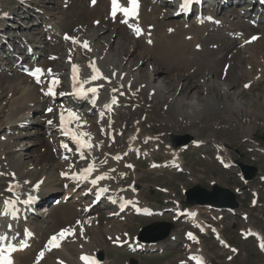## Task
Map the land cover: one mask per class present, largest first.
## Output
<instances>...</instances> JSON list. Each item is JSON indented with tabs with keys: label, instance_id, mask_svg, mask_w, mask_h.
I'll list each match as a JSON object with an SVG mask.
<instances>
[{
	"label": "bare ground",
	"instance_id": "1",
	"mask_svg": "<svg viewBox=\"0 0 264 264\" xmlns=\"http://www.w3.org/2000/svg\"><path fill=\"white\" fill-rule=\"evenodd\" d=\"M148 1L149 0L138 1L137 14L127 18H125L122 12H117L115 18H113L112 0H95L94 7L90 8L87 6L86 8H80L81 10L79 11L75 10L78 6L75 7V4H72L73 7L70 6L67 11H61L53 15V18L57 19V24L53 29L48 30L49 34L58 33L62 23H64L67 28L73 22L74 18H78L86 24L90 18L91 22L94 20L97 21L94 23L96 25L98 24L95 28L93 25L89 26L88 29L86 27H80L77 28L76 31H73V29L70 35L67 34L70 38L67 41L68 45L65 48L63 62L61 61L59 63L57 60V55L60 53V50L62 51V48L59 47H62V43L53 46L54 50L49 54L50 62H45V65L57 66L58 64L65 68L67 64V77L73 74V65L78 66L76 75L82 81L83 90L87 91L90 88H96V92L100 94V99L97 102L98 111L96 112V108L92 111V114L95 115L94 119L91 118L90 115H85L89 108L83 112L78 111L77 108L79 105L73 101L72 97L66 94L67 92L58 93V89L62 85L61 75L52 72L49 75H44L40 85H31L33 80H31L30 77H26L25 72L33 69L35 66L45 72L44 67L47 65L44 66L37 63H33V65L31 63V65L26 64L25 60L29 58L27 54L8 61V64L15 65V74L11 78L5 75L0 77V100L3 99L6 101V104L2 101L0 110L7 109L11 116L9 119H6V121H8L6 125L7 130L17 129V126L26 129L32 123H39L43 128H40L35 135H40L41 137L44 135V138L46 136L48 140L51 139V143L54 142L60 147L62 144L68 145L69 141H72V135H64L65 128L77 134L81 132L87 133L88 135L81 137V139L87 141L91 145V147L81 151L83 152L84 158H81V152L74 155L72 150L67 149L62 151L61 148H58V150L56 148V152H54L55 158L49 151L50 144H46L41 148L40 154L37 155L32 162L28 163L22 161V155L15 151L14 147L16 144H14L11 136H1L0 236L5 237V239H0V245L13 244L17 247L18 250L12 253L14 264H80V258L83 255L100 254L102 251L106 250L112 242L113 245L116 243H126L125 245L132 243L134 238L130 241L126 238L125 233L128 225L125 223V219L122 218L123 214L131 212L126 210L124 213L116 215V205L120 202L126 204L134 203L135 201L141 206L147 205L145 203L146 201L139 198L137 196L138 193L131 188L133 182L138 180L134 178V173L136 172V166L138 164L136 163L137 161L135 162V160L130 157V153L134 155L139 154L140 157L147 158L149 161L148 169L150 170L157 167L162 169L163 165L167 166L172 163L179 168L183 166L184 163L181 157V151L186 149L189 145L175 148L171 145V142L169 143L168 140L165 141L168 151L163 153L168 156V159L158 164L159 162L157 163L153 157L156 153L155 151L157 145H159V141L161 142L159 133L165 132L166 134H173L181 133V131L182 133L185 132L193 139L190 144L197 146L201 142L200 139L196 137H198L199 132L205 130L201 128L205 127L203 124L206 119L204 120V117L200 121L198 119L197 121L199 122H196L192 121L191 118L195 113L199 114L198 111L201 109L207 108L209 105L213 107L212 111L216 108V111H210V113L216 114L209 116V119H213L211 121L217 122L220 125L225 124L224 128L236 126L229 123V119L234 118L235 122H239L243 118H246L244 113H248L250 118H252L254 112L257 111V107H253V110H250L248 106L251 104V100H246V97H248L247 91L255 83L250 77V73L253 70L252 67L257 64V61L264 71V51L259 49V46L257 47L260 43L258 37L256 41H253V39L250 38L251 35L248 37V33L245 34L251 31L252 27L248 24L243 25L241 20L234 21L233 23L229 21L228 18L231 17V9H228L225 14L220 13V16L227 19L222 17L217 18L213 6H216V11L220 12L221 9L218 8L219 4H217V2L221 4L224 0H212V4L209 8V12L214 15H212V23L215 24L218 22L219 25L211 30L220 32L224 29V33L220 34V37L217 38V45H209L207 39L210 40L211 36H213L212 33H206V38H204L203 35L197 37L196 33L200 32V28H196L191 32L189 28L190 24L187 22L182 23L174 19V21H170L166 25V22L162 21L166 16L171 15L172 18V15H174L173 11V14L170 13V11L165 14L162 13V9L165 7L164 5L167 4V0H158V2H156L157 6L154 5L153 0L150 3ZM36 2L37 0H19V3H22L26 8L32 7L34 9L38 7ZM106 2H108V8L105 5ZM243 2H248L249 4L247 5H251L253 2L256 3L257 0H245ZM118 3L122 7L129 6L128 0H118ZM230 3L231 0H225L222 6H228ZM7 4L8 0H0V47L3 45V42H5L1 40L4 36L1 31L7 26L6 20L9 18L8 15L11 16V14L15 12V8H9ZM255 5L256 4H252L251 6ZM74 7L75 9H73ZM148 7L149 10L145 13V9ZM35 10L40 13L42 9ZM244 10L245 9L240 8L238 12H243ZM143 11L144 21H151V23H145V25L152 24L154 28L153 32L147 31L144 34L141 32L140 35H137L135 33V27H139L142 30V23L139 17L143 14ZM44 12L45 11L42 10L41 15H44ZM51 14L52 13L45 12V16ZM153 14L160 20L155 19V17L152 16ZM232 17L239 19L238 15H233ZM54 19H51L52 22L50 23L53 24ZM115 19H117V22L114 23V26L110 27L111 21ZM125 19H127V23L124 22ZM255 22L260 21L255 19L252 25ZM100 23L102 25L99 26ZM119 23L129 25L128 32L131 34V40L125 43L121 42V40L127 41L125 38L119 39L116 42L115 51L111 52L109 51L112 45L111 38L108 36L104 37L103 33L107 30H112V33L116 31L115 33L117 34V29H125V26H120L118 25ZM48 26L49 28L52 27L50 24H48L47 27ZM221 27H223L222 30ZM238 32H240V34H238ZM41 33L42 32H40V34ZM23 34L24 33L21 35ZM63 35L64 32H61V36ZM186 35H189L190 38H184ZM26 38L27 37L21 38L23 39L21 40L22 48H32L36 43L42 42L41 38H32L34 40H28ZM259 39L264 42L260 36ZM141 40H143L144 43L137 44V42ZM149 40L152 42L149 43ZM102 41H104L105 45L102 44ZM197 41H201V43ZM84 42L88 43V48L83 46ZM57 43L59 42L57 41ZM106 46H108V49H106ZM32 52L35 54V51ZM1 56H3V54H1ZM149 58L153 59L154 68H151L152 70L149 75H144L142 73V65L146 62V59L148 60ZM0 63L5 64L6 62L3 60V62ZM92 63L100 69L102 78L98 80L91 79V76L94 74L90 67ZM225 64H227V66H225ZM30 66L32 67L30 68ZM1 67L3 66L1 65ZM171 72H174L173 75L175 77H184V80L180 78L175 80L170 79L169 83L165 85L164 74H169ZM209 75H212L211 84H209ZM205 76L208 78L207 84L203 82ZM242 77L248 78L244 81V84L240 85ZM194 78H196V80L192 81ZM53 79L58 80V83L52 84L51 82ZM217 79H221L226 83L224 84ZM28 80L30 84H27L29 83ZM181 80L184 81V84L181 82L183 87L179 89L182 97H179V99L173 98V89L177 90V86L173 89H170V87L174 85L175 82L179 84ZM245 85H248V87H245ZM49 87H52L54 94L48 92ZM171 90L173 93L170 92ZM185 92H187L186 95L184 94ZM200 92L203 97L201 96V98L198 99V103L191 101L192 99L186 101L187 99L185 98H188L189 95L193 96ZM150 93L153 95H150ZM61 94H63L62 97H60ZM52 95L55 97L51 98ZM161 96L163 97L162 102L159 101ZM45 98H48V100L45 101ZM115 99L118 100V103L114 106L115 112L109 114L105 106L107 102ZM122 99H124L123 101L126 102V105L135 102L139 103L140 106L136 113L145 111V117L149 118V111L154 110L153 116L162 117L160 124H158L160 126V132L154 133L150 130L152 132L150 135L138 136L139 126L142 123L139 119L134 120L131 123L132 126L128 124L127 120V122H123L122 126L118 124V121L115 122L116 118L119 120V117H121L118 113L120 112V108L117 109V107L118 105L123 106V103L119 104ZM128 100L135 102H127ZM242 100H246V103L244 102V104ZM262 101L256 103L262 105L264 104V101ZM34 102H38V106L36 105L37 107L32 105ZM46 102L47 108L51 106L52 111L56 112L55 118L51 120L52 124H49V118L45 117H43L41 121L35 120V117L37 118L41 110L40 103ZM153 103L156 104V107H154ZM146 105L147 108H144ZM168 106H171L172 110H178L180 114L176 118L167 116L168 114H162V109ZM188 108H192V113L186 110ZM25 110H28L27 116L30 119L21 114ZM70 112L75 113L79 119H71L68 115ZM62 113L65 117V128H61L60 123V116ZM1 117L0 115V118ZM98 118L102 120L99 123L97 122ZM209 119L207 120L210 121ZM2 126L3 124L0 121V128ZM122 128L127 131H123ZM221 128L222 126L215 129ZM244 129L247 133H250V135L252 134L248 131L249 127L246 126ZM97 130H99V132ZM111 131L113 132V137H115L113 143L110 142V136L108 135ZM20 133V136L23 137L30 134V132H25V130ZM206 133L205 140H207V137H213L216 130L213 129V131L209 133L206 131ZM184 136L176 137H180L178 138V140H180ZM123 137L126 142L124 145H122L123 141H121ZM145 140L148 141L147 145H149L147 149L143 146ZM248 140L250 141V138ZM43 141V138H39L36 145L43 144ZM215 148V158L220 161H225V163L232 162L230 156H227L228 150L225 152L226 148L223 144H219L215 146ZM117 157H121V160H117ZM125 164H129L130 169L129 167L128 170L127 168L125 169ZM89 165H94V171L89 174L87 179L81 180L73 178V174H81V170L87 168ZM100 175H105L106 177L103 180H99L94 185L88 184L90 180ZM36 185H39V187H36ZM98 186L107 189L106 195L115 200L116 204L114 205L113 202L108 200L109 198L104 197L102 200L103 209L101 211L96 209L99 203L92 207L90 211H84V208L89 206L93 199L91 196L90 200L87 201L86 192L92 193V189ZM59 187L64 189V194L62 193L63 196L61 195L62 198L60 196V200L57 198V202L53 208H49V206L39 208L37 211L39 215L28 216L25 223L17 219L13 221L8 220L10 210L6 206L7 203H19L27 196L37 197L39 199L47 197L50 193L52 194L49 196H53L57 194L53 191L59 190ZM238 193H241L240 189ZM77 203H82V205H77L79 209L76 207L77 211L75 212L73 205ZM198 208L199 207H193L190 213L196 215L198 213ZM24 209L22 208V210ZM53 214L55 218L61 220H54V225L61 223L63 220L67 221L72 219V223L76 220L73 225L62 226L61 229L59 228V230L57 229L54 232L59 234V232L64 229L73 230L69 237L73 238V242H71V239H62L59 247L54 250L45 248L41 260L33 263L32 254L42 249L44 244L42 235H39L40 238L37 239V234L40 231L43 234L47 233L42 229L47 227L44 226V223H46L48 218ZM19 215H21V213H16V216ZM76 222L79 226L76 225ZM247 231H254L260 243L264 241L263 234L258 230H254L252 226H248V228L245 229V232ZM28 233H31V235H28ZM171 237L165 241L163 240V242L157 240L154 243H148L153 242L148 240L147 244H143L141 241L137 244L143 245L144 251L152 252L155 250L169 249L175 247V239ZM218 238H220L219 234ZM192 243L186 245V254L188 255L195 252L199 257H204L202 252L196 248L198 245L194 246V248H196L194 251L190 249ZM22 244H26L27 246L21 247ZM218 244L222 245L223 248L232 247L230 245L228 246L225 242L223 244ZM39 245L41 246L36 249ZM134 253H137V251H134ZM179 259L180 258H178L176 262ZM101 264H109V258L106 257V259H103Z\"/></svg>",
	"mask_w": 264,
	"mask_h": 264
},
{
	"label": "rangeland",
	"instance_id": "2",
	"mask_svg": "<svg viewBox=\"0 0 264 264\" xmlns=\"http://www.w3.org/2000/svg\"><path fill=\"white\" fill-rule=\"evenodd\" d=\"M151 1L152 0H149L148 2L150 3ZM236 1L239 2L240 4L239 3L236 4ZM243 1L245 0H231V3L228 6H224V7L222 6L223 5L222 3L220 4L219 2H217V4H219L218 8L221 9V11L220 12L216 11V6H213L215 8L214 9L215 15H217V18L222 17L224 19H227L223 16H220V13L225 14V12L228 9H231V17H229L228 20L231 21L232 23L234 21L241 20L243 25L248 24L249 26H251L252 30L246 32L245 34L248 33L247 35L248 37L250 35L257 36L258 41L260 42L259 45H257V47L259 46V49L264 51V42L261 41V39H259V36H260V38L264 40V10H259V9H264V6L263 8H260L257 6L255 8L256 13L253 12V10H251V12H249V14H247V16L243 18L240 17L239 15H238L239 19H237L236 17H232L233 15H237L238 11L240 10L238 8L240 5H246V7L251 6L252 4L261 5L259 0H257L256 3L254 2L251 3V5H247L249 3L243 2ZM153 2H154V5L157 6L156 2H158V0H153ZM36 3L38 4V7H35V9L40 10L41 8L46 13H52V14L49 16H45V12H44V15H41L42 10H40V13H39L37 10H35L32 7L26 8L22 3H19V0H8L7 7L9 8L14 7L15 12L11 14V16L8 15L9 18H7L6 20L7 26L3 31H1L4 34L1 40L7 41L10 45L12 44V46L9 50L8 44H7V46L6 45L3 46L0 50V62H3V60L4 62H6L5 64L0 63V68H1L0 77L2 75H5L8 78L13 77V75L15 74V70H14L15 65L8 64V61H10V59H14V56L16 55L18 57L23 56V55L25 56V53H27V56L29 57L27 60H25L26 64L33 65V63L31 62H34V63L37 62V64L42 63L41 65H44V66L47 65L46 67H48V69L50 68L52 72L54 73L57 72L58 75H61V77L64 76L66 72L67 64H66V68L59 66L58 64L57 66L48 65V64L45 65V62L46 63L50 62L49 54L54 50L53 46H56L60 43L63 44L62 47L59 46L60 48H62V51L60 50V53L57 55V60L59 61V63L61 61L62 62L64 61L65 48L68 45L67 44L68 42L67 40H64L63 38L62 39L60 38L62 37L61 32H64V34L70 35L73 29H74L73 31H76L77 28H80V27H86L88 29L89 26H92V25L94 28L98 26V24L97 25L94 24L97 21L94 20L93 22H91V18L88 19L87 24L78 18H74L73 22L67 28L65 27L64 23H62L60 25V29L58 33L49 34L48 30L50 29H49V26L47 27V25L50 24L51 26H53L50 28L53 29L55 25L57 24V19L53 18L54 14L61 12V11H67L70 8V6L73 7L72 4H75L74 5L75 7L78 6L77 9H75V7L73 8L77 11L81 10L84 7L86 8L87 6L90 8L94 6L91 5L90 0H37ZM105 5L108 8L109 6L108 2H106ZM158 6H161V5H158ZM164 6L165 7L162 9V13L164 14L169 11L172 12L174 10V7H172V5H169L168 3L165 4ZM148 10H149V7L145 9V13ZM143 15H144V11H143V14H141L139 17L140 22L142 23V31H141L143 32L142 34L146 33L147 31L153 32L154 27L152 24H149L147 26L145 25V23H151V21L149 20L144 21ZM92 16H95V15H92ZM152 16L155 17V19L160 20L157 16H154V14ZM255 18L263 20V22H260V23L257 22V26L253 27L249 22L254 20ZM51 19H54L53 24L50 23L52 22ZM174 19L178 22H182V23L187 22L188 24H190L189 28L191 32L194 31L196 28H200V32L196 33L197 37L203 35L204 38H206L205 36L206 33H212L213 36H211L210 40L207 39L209 45H217L218 44L217 38L220 37V34L224 33V29L222 30L223 27H221L222 31L216 32L215 30H211L213 26L197 25V23L193 21L192 17L186 20H183L180 18H174L173 16L171 18V15H170V16H166L162 21L166 22V25H167L170 21H174ZM37 20L39 21V23ZM116 22H117V19H115L114 21H111L110 27L114 26V23ZM258 23H259V26H258ZM100 25L102 24L100 23L99 26ZM118 25L120 26L124 25L125 29H121V28L117 29V34L115 33L116 31L112 33V30H107L103 33L104 37L108 36L109 38H111L112 45L109 48V51L111 52L115 51L116 42L119 39L125 38L127 41L121 40V42H125V43H128L131 40L130 39L131 34H129L128 32L129 25L125 23L124 24L119 23ZM40 32L42 33L40 34ZM22 33L24 34L21 35ZM238 34H240V32H238ZM24 37H27L26 39L28 40H34L35 38H41L42 42L41 43L38 42L36 43V45L33 46L32 50L35 51L34 56L32 54H29V51H30L29 48L27 52V50H25V47L22 48L20 46V44L22 43L21 40H23L21 38H24ZM257 37L253 41H256ZM184 38H190V36L186 35ZM57 41L59 43H57ZM197 42L201 43V41H197ZM143 43H144L143 40L137 42V44H143ZM102 44L105 45L104 41H102ZM106 49H108V46H106ZM7 51L9 52V55L7 54ZM1 54H4L5 58H2ZM126 61H127V57H126ZM1 65L3 67H1ZM225 66H227V64H225ZM260 66H261L260 63H258L257 61V64L252 67L253 70L250 73L251 74L250 77L252 78L253 81H255V83L247 91L248 97H246V100L247 99L249 101L251 100L250 103L254 105V106L251 104L249 106L247 105L250 108V110L251 109L253 110V107H257L256 108L257 111L256 110H255L256 112L253 111L254 115L252 116V118H250V115L248 113H244L246 118H243L239 122H235L234 118L229 119L228 122L236 125L235 127L224 128L225 124L220 125L217 122L211 121L213 119L211 120L209 119V116H213L216 114V113H210V111L211 112L216 111V108H214V110L212 111L213 107L210 105L209 107L203 108L200 111H198L199 114L195 113L194 115H192L191 120L196 121V122H199L201 119L205 117L204 120L205 119L206 120L204 121V124H203V126L205 125V127L201 128L202 130L204 129L205 130L203 132L202 131L199 132L198 134L200 136L198 135V137H196L200 139V142H201L200 146L197 147L196 145L188 144L189 146L183 151H181V157L184 162L183 166L179 167L181 171H179L177 167L150 170L148 169L149 161L147 160V158L137 157L133 153H130L131 154L130 157L133 160H135V162L137 161L136 163L138 164L136 166V172L134 173V176H135L134 178L138 180L133 182V185H131V188L132 190L136 191V193H138L137 196L139 198H141L142 200L144 199V201H146L145 203L148 206L162 209V208L171 207L173 203L181 204L186 201V196L184 192L192 188L195 185H199L202 188H205L208 190L212 188V185H218L222 188L228 189L230 192L235 193V194L238 191V189L241 190V193L236 195V202L238 204V212L239 214L243 213L245 216H247V219L242 220L239 217V215L230 216L226 213H223L222 217L220 219H217L218 221L214 223V225L218 227L217 229L221 231V234L225 238L226 242H228L230 246L236 248L238 252L235 253L234 255L230 253L229 250L223 248L222 245L218 244L217 240L213 238V234L210 232H207L204 235H198L199 240H197L196 244H191L192 247L190 249L195 250L197 248L199 251L202 252L203 256L207 260L212 262V264H264V256L262 255L261 251L257 249L256 241L253 238L242 239L240 235L238 234V231H240L241 229L249 225L261 231V233L263 234L262 236L264 238V154L263 152H260V151L258 152L256 150L257 148L264 149V116H263L264 115V106H263L264 104L262 105L257 104L261 102L262 100L264 101V98H263L264 71L261 68L262 66L261 67ZM151 68H154L153 59L152 58H149L148 60L146 59V62L142 65V69H143L142 73L144 75L146 74L149 75V73L152 70ZM173 74L174 72H171L169 74L167 73L164 74L165 85L169 83L170 79L175 80V79L180 78L184 80V77H175ZM205 74H208V73H205ZM66 77H67V72H66ZM211 77L212 75H209L208 77L209 84L212 83ZM208 78L205 76L203 79L204 80L203 82L207 84ZM247 78L248 77L246 78L242 77V79L240 80V85L244 84L245 83L244 81H246ZM195 80L196 78L192 79V81H195ZM217 80H220L224 84L226 83L221 79H217ZM28 82L29 83L27 84H30L29 80ZM64 82H65L64 78L62 77V85L58 89V93L64 92V90L62 89V87H65ZM181 82H183L184 84V81L181 80L179 81V84L175 82V84L170 87V89H173L177 86V90L173 89L174 91L173 98L175 97L176 99L177 98L179 99V97L180 98L182 97L181 92L179 91V89L183 87L181 85L182 84ZM34 84L35 83H31L32 86ZM173 91L171 90L170 92L173 93ZM184 94L186 95L187 92H185ZM150 95H153V94L150 93ZM201 96L203 97L202 93L200 92L199 94L197 93L196 95H193V96L189 95V97L185 99H187L186 101H190L192 99L191 101L198 103V99L201 98ZM47 100L48 98H45V101ZM123 100L124 99H122L119 102V104L123 103V106L118 105L117 107V109L120 108L119 110L120 112L118 113L121 117H119V120L116 118L115 122L118 121V124L122 126L123 122L127 120L128 124L132 126L131 123L134 120L139 119L142 122V123L140 122L142 125L140 124L139 126L138 136H144V135L147 136L146 134L150 135L152 133L151 131H153L154 133L160 132V126L158 124H160V120L162 117L153 116L154 110L149 111V115H150L149 117L150 119H149L148 117H145L146 116L144 115L145 111H142L141 113L139 112L136 113L137 109H139V106H140L139 103L132 101V100H128L127 102H135V103H129L126 105V102ZM246 100H242L243 103L244 102L246 103ZM2 101L3 103L6 104V101L3 99L0 100V104L2 103ZM159 101L160 102L163 101L162 96L159 98ZM37 103L38 102H34L32 103V105L37 107L38 106ZM42 104L43 103H40V107L42 109L39 111L37 118L35 117V120L41 121L43 117L49 118V120L54 119L56 116V112L55 111L47 112L46 110L47 102L44 103L43 106ZM153 104H154V107H156V104L155 103ZM144 108H147V105ZM162 110H163L161 111L162 114L163 113L165 115L168 114L167 116H172L174 118H176L180 114L178 110H172L171 106H168L167 108H163ZM186 110L190 113H192L193 111L192 108H188ZM27 111L28 110H25L21 114L25 115L26 118H29L27 116L28 115ZM78 111H82V108L78 107ZM0 115L2 116L0 118V121L3 124V126L0 128V138L2 135L11 136V138L14 141V144H16L14 149L18 154L22 155V161H25L28 163L32 162L34 158L40 154L41 148L44 147L46 144H50L49 151L52 154V156L55 157L54 152H56V148H59L58 144L54 142L51 143L50 142L51 139L48 140L46 136L44 138V135H42L43 137H41L40 135H35L38 132V130H40V128L41 129L43 128V126H40L39 123H32L26 129L19 128V126H17V129L16 128L12 130L8 129V132H7L6 125L8 121H6V119H9L11 116L9 112L7 111V109L0 110ZM90 117L94 119L92 115ZM198 119L199 121H197ZM207 119H209L210 121H208ZM221 126H222L221 129H215ZM246 126L249 127L248 131L252 133L251 135L250 133H247L246 130L244 129V127ZM198 127H201V126H198ZM213 129L216 130L215 135L210 138L207 137V140H205L206 139L205 135L207 134L206 131L209 133L210 131H213ZM24 130L25 132H30V134L24 137L20 136L21 134L20 132H23ZM97 131L99 132V130ZM123 131H127V130L124 129ZM159 134H160L159 139L161 140V142L159 141V145H157V149L155 151L156 153L153 157L157 163L159 162L158 164L168 159V156L163 153V152L166 153L168 151L165 141L168 140L170 143L171 141H173L172 136L176 137V136H184V135L188 136L189 135L185 132L182 133V131L181 133L166 134L165 132L164 133L162 132ZM39 138H43L44 145L43 144L36 145L37 140ZM249 138H250V141L248 140ZM121 139H122L121 141H123L122 145L126 144V142L124 141L125 138L123 137ZM110 142L113 143L114 139L110 140ZM147 142L148 141L145 140V143L143 144V146H145L146 149L149 148L148 147L149 145H147ZM219 144H223V146H225L226 148L225 152H227L228 150L227 156H230V159L233 161V163L235 164L239 163V164H243L246 166H251V167L256 168L257 175L255 176V178H253L248 183H242L240 180V177H238V174H240V169L238 168L237 165L235 167L233 166L228 169L223 168L217 162L216 158L214 157V153L216 150L215 146ZM124 168L125 169L127 168L128 170V165L127 164L124 165ZM58 189L59 190L57 191H53V192H56L57 194H54L53 196H51V198L50 197L47 198L46 206L53 208L55 204L54 203L50 204L51 201H54V200L56 201L57 198H59L60 200L62 198L64 194V189L62 187H59ZM51 194L52 193L48 194L47 196ZM88 198L89 197H87V199ZM80 204L82 205V203H77L73 205V209L75 212L77 211V208L79 209L77 205L81 206ZM101 205L102 204H98L96 209L101 211L103 209ZM198 210L201 212L203 211V208L199 207ZM122 218L125 219V223H127L128 225L125 235H126V238L130 240H132L133 237L136 238L137 240V234L139 233V231L142 232L141 229H144L148 225H151L155 222L169 223L171 225V229L169 230L167 237L163 240L165 241L169 237L173 236L171 238L175 239L174 240L175 247L169 248V249H163L160 252L158 250H155L156 251L155 253L132 254L129 251H125L124 247L115 248L113 244H109L106 250L101 252L104 259H106V257L109 258V264H131L132 262H133L132 264H192L189 259H188L189 261L186 260V256H187L186 248L187 247L185 246L186 242L183 239L184 234L187 231L192 230V228L188 224H184L180 221H175V222L172 221L170 214H167V215L164 214L162 217H159V216L140 217V216H134L130 214L128 215L123 214ZM203 218H207V216H203ZM54 220L61 221L60 219L55 218L54 214L50 216L47 222L44 223V226L45 227L47 226L46 228L48 229L46 228L42 229L44 232H47L45 233L46 235L40 231L37 234V239L40 238L39 235H42V239H43L49 233H54L57 229L58 230L59 228L61 229L62 226L73 225V223H75L76 221L75 220L72 223V219H69L67 221L63 220L61 223L54 225ZM52 223L54 226L52 225ZM76 225L79 226L77 222H76ZM164 229L166 228L162 226L151 228L147 230L144 233V235L147 238H153V237L158 236ZM72 240L73 238L71 237V242H73ZM160 242H163V241H160ZM191 242L192 241H188L187 244ZM197 245L198 247L194 248V246H197ZM37 248L38 247H36V249ZM33 254L31 256L32 258H33ZM229 256L230 258L228 259ZM178 258L180 259L176 262Z\"/></svg>",
	"mask_w": 264,
	"mask_h": 264
},
{
	"label": "snow or ice",
	"instance_id": "3",
	"mask_svg": "<svg viewBox=\"0 0 264 264\" xmlns=\"http://www.w3.org/2000/svg\"><path fill=\"white\" fill-rule=\"evenodd\" d=\"M130 7H122L119 3L118 0H112V16L113 18H115L117 12H122L125 16V18L129 17V16H133L137 14V8H138V0H128ZM93 3H95V0H93ZM6 15V13H5ZM125 23H127V19H125L124 21ZM141 29L139 27H135V33L137 35L141 34ZM69 38V37H66ZM253 40L256 39V37H252ZM149 43H151L152 41L149 40ZM85 48H88V43L84 42L83 45ZM92 72L94 73L91 76L92 80H98L100 78H102V73L100 71L99 68L96 67V65L94 63H92L90 65ZM49 72H51V70H48ZM42 72V70L40 68L35 69V71L32 73L33 76L36 77L37 81L39 82V74ZM77 72H78V66L73 65V79L76 80L77 79ZM104 79H107L106 77H103ZM52 84H56L58 83V80L53 79ZM245 87H248V85H245ZM88 92H92V93H96L97 89L96 88H90L87 90ZM49 93H53V89L52 87H49L48 89ZM54 94V93H53ZM80 95H85L86 93L84 92V90L81 88V91L79 93ZM116 101L113 100V103H115ZM93 103H95V101H93ZM105 107H108V105H106ZM49 112L52 111L51 108L48 109ZM69 117L71 119L74 120H78L79 118L75 115V113H68ZM49 124H52V121L49 120L48 121ZM60 123H61V128H65V117L64 114L62 113L60 116ZM64 135H72V139L76 142L77 144V150L80 151V149L83 148H89L91 147V145L85 141L82 140L81 137L88 135L87 133H74L71 132L70 130L66 129L64 130ZM65 148L68 147V145H63ZM81 158H84L83 152H81ZM119 157H117L118 159ZM94 171V165H89L87 168H85L81 174L76 175L73 174V178L74 179H87L88 175L91 174ZM105 177L103 175L101 176H97L95 179H93L91 182L93 184H96L99 180H103ZM36 187H39V185H36ZM107 191V189H101V192ZM29 200L24 201V203H29ZM7 203V202H6ZM73 230L71 229H64L61 230V232L58 234V236L54 235L52 236L49 241L48 244L51 247H59V240H62L64 238H66V234H72ZM28 235H31V233H28ZM191 236V234H189ZM59 237V239H58ZM194 238V237H193ZM0 239H5V237L0 236ZM223 243V241H221ZM26 244H22L21 247H26ZM260 247L262 249H264V241L261 242ZM18 249L15 245L13 244H7V245H0V264H14V261L12 259V253L16 252ZM233 251H235V249H233ZM44 255L43 251L40 253V256L42 257ZM81 259L85 260L86 262H88V264H96L95 260H90V258L88 256H82ZM192 259L197 261V264H203L202 260L200 257H196L193 256Z\"/></svg>",
	"mask_w": 264,
	"mask_h": 264
},
{
	"label": "water",
	"instance_id": "4",
	"mask_svg": "<svg viewBox=\"0 0 264 264\" xmlns=\"http://www.w3.org/2000/svg\"><path fill=\"white\" fill-rule=\"evenodd\" d=\"M172 138H173L172 142L175 146L188 144L192 140L190 136H184L180 140H178V138L180 137L172 136ZM238 165L244 178L248 181L252 180L255 174L257 173V169L254 167L246 166L239 163ZM185 196H186L185 202L188 206H196L197 204L198 206L207 205L213 208H223V209H235L238 206L236 202L235 194L230 192L228 189L222 188L218 185L212 186L210 190L202 188L199 185H195L185 192ZM160 226L165 227L166 229H164L158 236L153 238H147L144 235V233L147 230ZM170 229H171V225L169 223L155 222L142 229V232L139 233L138 237L142 241L162 240L167 237ZM98 258L102 259V255H99Z\"/></svg>",
	"mask_w": 264,
	"mask_h": 264
},
{
	"label": "trees",
	"instance_id": "5",
	"mask_svg": "<svg viewBox=\"0 0 264 264\" xmlns=\"http://www.w3.org/2000/svg\"><path fill=\"white\" fill-rule=\"evenodd\" d=\"M184 206H186V205L184 204Z\"/></svg>",
	"mask_w": 264,
	"mask_h": 264
}]
</instances>
